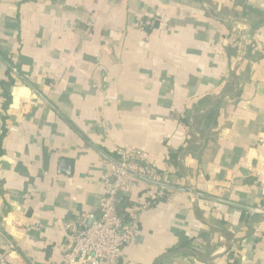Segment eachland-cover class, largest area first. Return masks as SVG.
I'll return each instance as SVG.
<instances>
[{
    "label": "crops",
    "instance_id": "crops-1",
    "mask_svg": "<svg viewBox=\"0 0 264 264\" xmlns=\"http://www.w3.org/2000/svg\"><path fill=\"white\" fill-rule=\"evenodd\" d=\"M0 53L7 264H61L125 148L174 192L141 183L120 205L138 234L105 264H264V0H0Z\"/></svg>",
    "mask_w": 264,
    "mask_h": 264
},
{
    "label": "built area",
    "instance_id": "built-area-1",
    "mask_svg": "<svg viewBox=\"0 0 264 264\" xmlns=\"http://www.w3.org/2000/svg\"><path fill=\"white\" fill-rule=\"evenodd\" d=\"M105 195L100 204V216L90 226L80 228L70 225V245L61 264H105L118 261L127 245L138 234L135 218L125 221L119 214L120 198L133 194L142 182L157 187L158 201L170 200L172 190L161 174L151 165L149 154L136 149L116 150L107 173L102 177ZM178 189L192 193V186L186 183ZM144 209L148 206L145 204ZM8 256H0V264H7Z\"/></svg>",
    "mask_w": 264,
    "mask_h": 264
},
{
    "label": "trees",
    "instance_id": "trees-1",
    "mask_svg": "<svg viewBox=\"0 0 264 264\" xmlns=\"http://www.w3.org/2000/svg\"><path fill=\"white\" fill-rule=\"evenodd\" d=\"M1 55H5L4 53H0ZM6 76H7V79L8 80H2L0 81V90L2 91V95L7 99V102L6 104H8V102L11 100V96H10V89L11 87L14 85V81L11 79L10 77V70L7 69V72H6ZM212 116L210 117H207L208 120H211ZM160 173V172H159ZM161 174V173H160ZM161 176L165 179V174H161ZM165 176V177H164ZM168 177V176H167ZM170 178V177H169ZM168 179V178H166ZM165 179V183L166 184H169L167 181L169 180H166ZM145 184V182H144ZM147 184V183H146ZM148 186H150L152 189L153 187L155 188L154 185L152 184H149ZM150 187L148 189H150ZM174 192V191H172ZM171 194V193H170ZM132 195V194H131ZM130 195H125L123 196L122 198H120V205H122V203H125V204H128L129 200H130ZM161 201H158L157 198L155 197V199L152 201L150 200L149 203H155V204H158L160 203ZM143 203V202H142ZM124 208H121V206H119V214L125 219V221H129L131 218L128 216V214L124 211ZM250 214L248 211L246 210H242L241 212V216H240V220H242L243 222L247 221V219L249 218ZM189 242H184L183 244V247H185L186 245H188ZM2 256V255H0Z\"/></svg>",
    "mask_w": 264,
    "mask_h": 264
},
{
    "label": "water",
    "instance_id": "water-1",
    "mask_svg": "<svg viewBox=\"0 0 264 264\" xmlns=\"http://www.w3.org/2000/svg\"><path fill=\"white\" fill-rule=\"evenodd\" d=\"M60 173L70 175L72 173V163L69 160H62L60 163Z\"/></svg>",
    "mask_w": 264,
    "mask_h": 264
},
{
    "label": "bare ground",
    "instance_id": "bare-ground-1",
    "mask_svg": "<svg viewBox=\"0 0 264 264\" xmlns=\"http://www.w3.org/2000/svg\"><path fill=\"white\" fill-rule=\"evenodd\" d=\"M240 28V27H239Z\"/></svg>",
    "mask_w": 264,
    "mask_h": 264
}]
</instances>
